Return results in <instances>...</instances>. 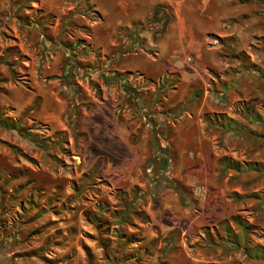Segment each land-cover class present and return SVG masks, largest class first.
<instances>
[{"label":"rangeland","instance_id":"rangeland-1","mask_svg":"<svg viewBox=\"0 0 264 264\" xmlns=\"http://www.w3.org/2000/svg\"><path fill=\"white\" fill-rule=\"evenodd\" d=\"M257 1L239 2L235 26H224L236 29L232 37L208 33L209 43L237 49L228 48L211 72L215 79L242 61L259 68L243 71L241 86L230 81L226 114L215 113L220 108L209 98L193 113L211 149L171 143L172 123L187 121L185 111L200 102L168 108L163 81L137 71L111 74L101 58L76 60L68 35L98 19L90 5H66L73 9L53 32L47 27L57 9L44 15L41 0L0 2V264H264V171L224 168L264 165V115L244 130L213 124L237 117L235 88L251 93L264 114ZM156 8L174 15L170 6ZM74 13L80 18H68ZM149 18L137 33L153 39L162 26ZM212 82L210 95L220 88Z\"/></svg>","mask_w":264,"mask_h":264},{"label":"crops","instance_id":"crops-1","mask_svg":"<svg viewBox=\"0 0 264 264\" xmlns=\"http://www.w3.org/2000/svg\"><path fill=\"white\" fill-rule=\"evenodd\" d=\"M41 1V5L46 10L44 15H49L54 9L59 11L55 15L56 23L47 27L53 32L58 31L60 19L69 13V9H73V6L66 5H90L93 11L98 14V19L90 23V28L87 32L77 30L78 34L68 35L69 39H72L69 41L71 42V48H73L75 53H78L76 60L92 63L94 59L98 60L101 58V63L111 69V74H114V71L117 70L121 72L137 71L151 80L163 81V86L169 87L165 101H172L168 104V108L174 105L177 106L180 103L184 104L188 100H193L196 104L200 102L201 106L197 107V110L191 109L192 112L185 111L187 114L185 117L189 115L187 121L179 120L178 125L172 123L174 129L172 128L171 130L174 134L172 135L171 143L178 147L179 144H176L175 141L184 142L185 145L181 146L184 148H187L188 144H194L199 149L203 145L208 149L212 148V142L208 137L210 136L209 133H206L207 136L204 135L205 128L199 127V121L195 119L198 116L193 113H199L205 106L208 107L205 102L209 98L208 101L210 103L217 101V107L213 104L215 108H220L219 112L215 113L226 114V109L222 110V108L227 99L231 100L227 94L230 81L236 80L235 83L241 86L240 80H237V78H241L242 75L246 74H242L243 70L238 69L232 74L227 71L228 73L225 76L215 79L211 72L213 69L223 65L222 60L227 59V51H230L228 48L231 47L234 52L237 49L233 44L229 47L223 44L214 45L207 41V37L209 32L217 33L227 38L232 37L231 34L235 33L236 29L228 31L229 28L226 29L224 26L227 23L235 26V16L238 14V17L241 11L239 5L241 0ZM256 4L259 7L258 11L263 13L264 0H258ZM159 5L170 6L174 14L172 20L166 25L165 32L156 40L151 38L149 31H143L134 36L132 34L134 28L144 23L152 14L154 8ZM79 14L74 13L68 18L72 20L79 19L81 16ZM27 27L33 28L34 25L31 24ZM236 34L238 35V33ZM140 40L143 41L144 47L136 48L135 44L139 43L138 41ZM63 41L66 40L63 39ZM86 46L91 49L88 58L81 55V51ZM96 53L98 57H96ZM189 58L192 60L189 61ZM210 79L214 81L212 82L213 84L216 83L220 86V88H214L212 95L209 94L207 89ZM172 80L175 83L171 84ZM234 90L237 93V99L240 101V107L238 108V113H236L238 121L244 126L246 125L245 123H248L249 127H252V121H256V118L262 117L264 114L259 110L255 97L251 96V93H245L236 88ZM243 90H245V87ZM242 94L247 96L244 97L245 95ZM246 107L249 108L248 113H246ZM226 117L237 118L231 115ZM195 123L198 124L191 128ZM214 128L216 127L212 126V129ZM188 131H193L197 135L190 138L187 137L185 140L180 133ZM229 132L233 134V132ZM200 133H202V137H200ZM224 137H227V134Z\"/></svg>","mask_w":264,"mask_h":264},{"label":"trees","instance_id":"trees-1","mask_svg":"<svg viewBox=\"0 0 264 264\" xmlns=\"http://www.w3.org/2000/svg\"><path fill=\"white\" fill-rule=\"evenodd\" d=\"M160 11L161 10H159V8H156L155 10H154V14H153V16L151 17V18H149L148 19V22L149 23H161V30H158V31H156V32H154L153 33V39L154 40H156V37L158 36V35H162L164 32H165V30H166V25L172 20V17L171 16H168V15H161L160 14ZM138 26H136L135 28H134V33H137V32H139V28H137ZM135 46H140V43H136L135 44ZM242 63V66L243 67H241V70H243V71H245V70H248V71H252V72H259V68L257 67V66H255V65H253V64H247V61H242L241 62ZM257 67V68H256ZM243 68V69H242ZM249 108L248 107H246V113H248L249 112V110H248ZM217 118V117H216ZM0 121H1V119H0ZM218 122L219 124H217L218 126H220V127H222V128H231L232 127V125H235L236 126V128H238V129H241V130H244V125L241 123V122H239L238 120H236V119H233V118H230V117H226V116H221V117H218L216 120L215 119H213V124L215 123V122ZM234 127V126H233ZM235 128V127H234ZM247 132H249V131H247ZM250 134L252 133L251 131L249 132ZM221 160H222V162L223 161H225V157H222L221 158ZM225 167H228V168H232V169H234L235 171H237V172H241V171H249V170H255V171H264V165H259L258 167L257 166H250L249 164H244L243 166H241V164H239V163H237V162H235V164L234 165H224V168ZM223 168V169H224ZM244 229H246V226L244 227ZM230 241H232V240H230Z\"/></svg>","mask_w":264,"mask_h":264}]
</instances>
